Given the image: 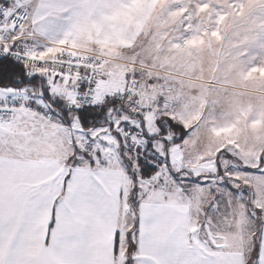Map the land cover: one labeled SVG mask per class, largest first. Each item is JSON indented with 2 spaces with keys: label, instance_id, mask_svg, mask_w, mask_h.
Masks as SVG:
<instances>
[{
  "label": "snow or ice",
  "instance_id": "1",
  "mask_svg": "<svg viewBox=\"0 0 264 264\" xmlns=\"http://www.w3.org/2000/svg\"><path fill=\"white\" fill-rule=\"evenodd\" d=\"M136 3L0 0V264H264V144L107 54Z\"/></svg>",
  "mask_w": 264,
  "mask_h": 264
},
{
  "label": "rangeland",
  "instance_id": "2",
  "mask_svg": "<svg viewBox=\"0 0 264 264\" xmlns=\"http://www.w3.org/2000/svg\"><path fill=\"white\" fill-rule=\"evenodd\" d=\"M261 17L264 0H137L131 14L117 21L116 42L105 46L120 67L132 51L126 45L146 52L151 60L147 76L162 78L150 90L153 96L171 87L192 113L202 111L207 100L208 120L232 129L219 139H239L251 152L264 144ZM79 46L92 54L103 51L90 36ZM145 67L141 60L137 72ZM121 82L122 72L114 84Z\"/></svg>",
  "mask_w": 264,
  "mask_h": 264
},
{
  "label": "crops",
  "instance_id": "3",
  "mask_svg": "<svg viewBox=\"0 0 264 264\" xmlns=\"http://www.w3.org/2000/svg\"><path fill=\"white\" fill-rule=\"evenodd\" d=\"M109 30H111V27H108ZM118 44H122V43H118Z\"/></svg>",
  "mask_w": 264,
  "mask_h": 264
},
{
  "label": "built area",
  "instance_id": "4",
  "mask_svg": "<svg viewBox=\"0 0 264 264\" xmlns=\"http://www.w3.org/2000/svg\"><path fill=\"white\" fill-rule=\"evenodd\" d=\"M89 54H92L91 52H89Z\"/></svg>",
  "mask_w": 264,
  "mask_h": 264
}]
</instances>
